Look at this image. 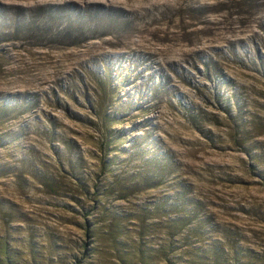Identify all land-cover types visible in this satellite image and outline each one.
<instances>
[{
	"label": "rangeland",
	"instance_id": "obj_1",
	"mask_svg": "<svg viewBox=\"0 0 264 264\" xmlns=\"http://www.w3.org/2000/svg\"><path fill=\"white\" fill-rule=\"evenodd\" d=\"M0 237L264 264V0H0Z\"/></svg>",
	"mask_w": 264,
	"mask_h": 264
},
{
	"label": "trees",
	"instance_id": "obj_2",
	"mask_svg": "<svg viewBox=\"0 0 264 264\" xmlns=\"http://www.w3.org/2000/svg\"><path fill=\"white\" fill-rule=\"evenodd\" d=\"M30 23H32V22H29L28 25H30ZM68 27L69 26L66 25L63 28L60 27V28L55 29L54 35L55 36L56 35L61 36L60 37V38H62L61 40H66L68 38V34H67V28ZM46 32H47V34H49L48 31H46ZM68 33H70V32L68 31ZM10 251L11 250L9 248L8 242L3 238L1 239V237H0V264H13L12 253Z\"/></svg>",
	"mask_w": 264,
	"mask_h": 264
}]
</instances>
